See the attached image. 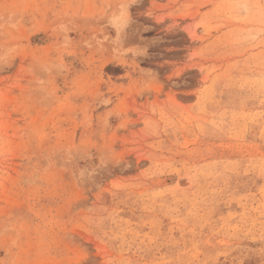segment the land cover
I'll use <instances>...</instances> for the list:
<instances>
[{"label":"rangeland","instance_id":"1","mask_svg":"<svg viewBox=\"0 0 264 264\" xmlns=\"http://www.w3.org/2000/svg\"><path fill=\"white\" fill-rule=\"evenodd\" d=\"M0 264H264V0H0Z\"/></svg>","mask_w":264,"mask_h":264}]
</instances>
